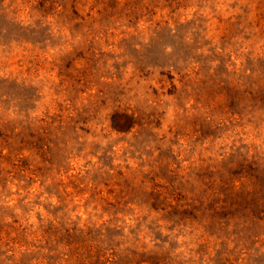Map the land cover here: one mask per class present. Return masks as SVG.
<instances>
[{
  "label": "rangeland",
  "instance_id": "obj_1",
  "mask_svg": "<svg viewBox=\"0 0 264 264\" xmlns=\"http://www.w3.org/2000/svg\"><path fill=\"white\" fill-rule=\"evenodd\" d=\"M0 264H264V0H0Z\"/></svg>",
  "mask_w": 264,
  "mask_h": 264
}]
</instances>
